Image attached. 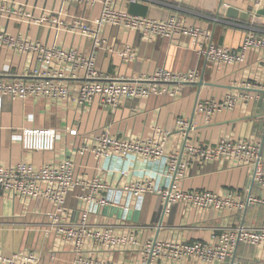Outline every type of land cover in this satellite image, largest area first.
I'll return each instance as SVG.
<instances>
[{
    "label": "crops",
    "instance_id": "crops-1",
    "mask_svg": "<svg viewBox=\"0 0 264 264\" xmlns=\"http://www.w3.org/2000/svg\"><path fill=\"white\" fill-rule=\"evenodd\" d=\"M16 1L26 4L36 14L43 8L59 5L55 0ZM143 5L149 7V17L176 16L186 25H200L210 31L214 43L235 50L241 49L249 31L264 35V0H163ZM128 6L123 2V9L128 11ZM231 7L249 13V20L227 16ZM100 9V4L92 9L71 7L72 12L91 18L97 17ZM0 28L48 43L55 40V33L49 28L29 26L7 17H0ZM99 38L102 45L96 51L97 70L103 80H132L161 68L172 72L197 69L200 78L182 84L177 95L157 93L124 97L114 106L101 105L98 99L86 106H79L74 98L6 96L1 99L0 166L22 161L36 165L59 163L66 158L74 161L75 177L80 183L67 196L61 225L66 228L83 225L89 199L108 201L95 212L88 213L87 232L80 233L82 244L78 247L75 237L68 239L49 219L48 213L54 210L51 201L22 200L13 194L1 193L0 252L5 255L25 251L40 253L41 259L36 264H79L80 259L87 258L116 264H202L193 258L149 260L142 246L151 241L214 243L218 229L239 225L264 228V204L250 205L238 212L211 210L199 214L180 203L166 207L161 196L155 193L134 194L126 189L133 184L175 185L182 190H209L219 194L232 190L251 191L253 195L264 197V191L254 182L252 166H237L222 158L189 160L185 152L186 140L196 145H213L227 139L262 142L264 89L260 86L264 85V69L261 55L249 49L241 63L215 67L198 53L199 45L186 34L148 39L135 30L109 25L101 30ZM60 39L66 47L74 46L87 52L92 47V40L80 35L62 34ZM125 49H130V54L124 56ZM34 66L35 57L28 58L0 47V80L23 77L26 68ZM73 83L78 87L82 81ZM175 86V83L167 84L170 89ZM228 92L248 93L251 98L239 100L232 109L217 112L209 121L196 112L199 101L222 99ZM182 117L192 123L187 137L177 129V120ZM25 127L56 129V148L48 152L25 150L19 139ZM157 128L169 131L160 156L97 157L83 151L104 131L119 138L144 139L151 137ZM71 130H76V134H71ZM261 154L264 169V144H261ZM172 158L177 159V165L180 163L177 175L169 169ZM95 184L99 186L94 187ZM100 228L110 229L113 236L125 242L108 245L87 235ZM235 254L240 264H264L263 246L240 244Z\"/></svg>",
    "mask_w": 264,
    "mask_h": 264
},
{
    "label": "built area",
    "instance_id": "built-area-1",
    "mask_svg": "<svg viewBox=\"0 0 264 264\" xmlns=\"http://www.w3.org/2000/svg\"><path fill=\"white\" fill-rule=\"evenodd\" d=\"M59 5L53 8H43L40 13L29 10L27 5L16 0H0V17L14 19L16 22H25L29 26L49 28L55 33L52 43L34 39L28 35H14L0 28V47L9 49L19 55L35 57L36 66L26 68L23 77L12 80H0V100L6 96L25 99L30 96L46 97L50 100H67L74 98L79 106L89 105L98 99L101 105H117L124 97H146L150 94L170 93L177 95L184 83L196 82L200 78L197 69L188 72H172L164 68L158 69L151 75L128 80L113 78L103 80L97 70V49L102 45L99 34L106 26H120L135 30L143 36L173 38L176 35L186 34L193 37L199 45L198 53L205 57L211 66L235 65L246 58L247 50L251 49L261 55L264 69V35L251 30L244 38L240 50H235L212 40L208 29L200 25H186L176 16L167 19H155L149 16L130 14L123 9V2L127 4H147L163 0H55ZM101 5L100 14L91 18L77 12L71 7L77 6L92 9ZM62 34L80 35L92 40L90 51H83L74 46L66 47L61 44ZM125 49L124 56L130 54ZM81 80L80 86L73 81ZM168 83H175L172 89ZM250 87V85H247ZM264 89V85L260 86ZM248 93L228 92L222 99H205L197 103L196 112L209 121L213 115L221 110L232 109L239 100H248ZM256 98L259 99V96ZM192 123L185 117L177 120V129L188 136V129ZM71 130V134H76ZM169 131L157 128L151 137L141 139H125L111 135L108 131L102 132L87 144L83 151L90 152L97 157L124 156L138 154L145 157H156L163 154V147ZM19 139L25 150L53 151L56 148L57 131L54 128L25 127ZM186 140L185 152L189 160L202 159L211 161L225 159L237 166H252L253 179L264 191V169L261 154L262 142L251 140L227 139L217 144L196 145ZM170 171L178 173L180 163L172 158ZM124 174V172H123ZM80 181L75 177V164L71 158L59 163H44L36 165L31 162H19L7 167L0 166V194L10 193L22 200L42 198L54 204V210L48 213L49 219L58 231L70 239L75 237L78 247L81 246V232H87L88 213L95 212L108 200L89 199V208L83 216L79 227L66 228L61 221L66 212L68 194ZM99 185H94L98 187ZM134 194L151 192L161 196L166 207L180 203L191 210L203 214L207 211L238 212L247 209L250 205L264 204V197L253 195L251 191L243 192L232 190L222 194L209 190H182L173 186L148 184H133L126 188ZM219 235L214 243L203 240L183 242H148L142 246L146 259L167 258L180 261L193 258L202 264L226 263L240 264L235 253L240 244L264 247V228L239 225L218 229ZM88 236L105 241L108 245H121L125 240L115 237L108 228H100ZM41 259L40 253L25 251L5 255L0 252V264H36ZM79 264H116L94 261L89 258L80 259Z\"/></svg>",
    "mask_w": 264,
    "mask_h": 264
},
{
    "label": "water",
    "instance_id": "water-1",
    "mask_svg": "<svg viewBox=\"0 0 264 264\" xmlns=\"http://www.w3.org/2000/svg\"><path fill=\"white\" fill-rule=\"evenodd\" d=\"M148 11H149V7L143 4L130 3L128 6V12L133 15L147 16ZM227 16L233 17V18L239 17L242 20H249L250 18L249 13L240 11L239 9L235 7H231L230 9H228Z\"/></svg>",
    "mask_w": 264,
    "mask_h": 264
}]
</instances>
